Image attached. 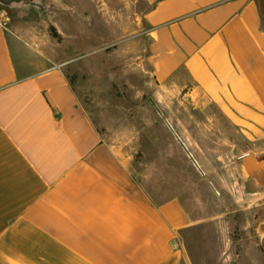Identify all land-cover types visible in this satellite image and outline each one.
Returning a JSON list of instances; mask_svg holds the SVG:
<instances>
[{"label": "crops", "instance_id": "crops-1", "mask_svg": "<svg viewBox=\"0 0 264 264\" xmlns=\"http://www.w3.org/2000/svg\"><path fill=\"white\" fill-rule=\"evenodd\" d=\"M142 1L150 37L145 62L155 84L188 87L195 109L220 124L222 155L234 157L235 178L244 184V213L250 206L259 212L264 17L258 0ZM37 25L0 24V264H180L173 240L193 217L179 198L148 197L132 175L131 157L93 125L38 39ZM256 223L253 231L249 224L242 229L264 248V220Z\"/></svg>", "mask_w": 264, "mask_h": 264}, {"label": "rangeland", "instance_id": "rangeland-1", "mask_svg": "<svg viewBox=\"0 0 264 264\" xmlns=\"http://www.w3.org/2000/svg\"><path fill=\"white\" fill-rule=\"evenodd\" d=\"M55 2L63 13L37 25L47 54L103 139L131 157L148 197L179 198L194 219L173 240L180 264H264L263 244L242 229L264 220V205L244 213V184L234 157L222 155L220 124L195 109L188 87L155 84L145 62L143 1Z\"/></svg>", "mask_w": 264, "mask_h": 264}, {"label": "water", "instance_id": "water-1", "mask_svg": "<svg viewBox=\"0 0 264 264\" xmlns=\"http://www.w3.org/2000/svg\"><path fill=\"white\" fill-rule=\"evenodd\" d=\"M0 10L7 12L19 26L46 24L50 19L63 13L64 9L55 0H0ZM246 190L251 191L249 183Z\"/></svg>", "mask_w": 264, "mask_h": 264}, {"label": "built area", "instance_id": "built-area-1", "mask_svg": "<svg viewBox=\"0 0 264 264\" xmlns=\"http://www.w3.org/2000/svg\"><path fill=\"white\" fill-rule=\"evenodd\" d=\"M11 23V18L9 14L3 10H0V24L2 25H8ZM174 247V246H173Z\"/></svg>", "mask_w": 264, "mask_h": 264}, {"label": "trees", "instance_id": "trees-1", "mask_svg": "<svg viewBox=\"0 0 264 264\" xmlns=\"http://www.w3.org/2000/svg\"><path fill=\"white\" fill-rule=\"evenodd\" d=\"M259 5L261 7V12L263 13V8H264V0H258Z\"/></svg>", "mask_w": 264, "mask_h": 264}]
</instances>
